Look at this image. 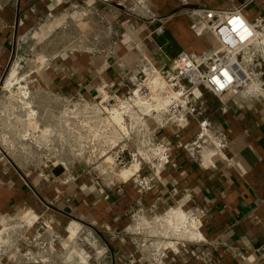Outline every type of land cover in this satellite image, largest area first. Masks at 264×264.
<instances>
[{
    "label": "crops",
    "instance_id": "crops-1",
    "mask_svg": "<svg viewBox=\"0 0 264 264\" xmlns=\"http://www.w3.org/2000/svg\"><path fill=\"white\" fill-rule=\"evenodd\" d=\"M78 1L98 11L108 9L113 15L111 8L120 6L116 0H111V3L108 0ZM130 1L126 0V3ZM263 1H139L141 4L138 8L148 17L156 11L158 18L155 22L148 18L136 21L133 23L136 29L131 30V36H128L133 41L128 43L126 33H121L112 49L104 55L82 52L79 55L82 62H79L77 68L84 74L99 72L104 78H109V82H105L108 86L115 85V90H127L121 77L127 70L134 79L142 61L149 64L147 60H150L155 67H166L163 69L168 72L171 60L178 52H200L212 44L210 37L204 36L207 33L197 34L192 27L194 17L189 15L191 7H233L246 2L243 13L251 18L261 9ZM47 9L42 0H0V75L12 54L15 36L32 26L40 13ZM106 58H113L114 62L110 60L106 63ZM111 78L114 81H110ZM82 83L74 76L63 75L56 79L49 77L44 86L61 95L77 90L87 96L91 89L95 90L92 81ZM217 109L212 119L207 120L226 139L224 146H221L226 154H222V159L218 152H212L217 159L208 160L209 164L191 158L193 148L186 150L184 146L190 144L192 128L197 130L194 124L189 131L185 127L176 130L166 126L164 129H156V134H160L159 140H174L171 139L173 143L168 145L171 152H168V160L160 168V179L152 184L150 191H145L144 196H122L117 188L104 196L88 197L93 203V211L90 213L101 224L95 227L110 229V237L105 243L98 246L93 243L95 250L89 257L85 251L86 242L72 238L78 229L77 223H64L61 214L67 208L76 206L74 212L83 215L88 211L84 203H63L64 197L79 201V198L72 196H33L28 192L29 188L24 186L22 178L12 176L5 160L0 157V232H5L15 248L12 251L14 260L0 255V264H154L151 258L152 246L161 241L146 243L147 239L139 241V236H118L119 217L128 213L131 206H141L135 212L148 218L159 215L153 216L154 212L164 213L170 209H180L187 216L199 214L200 236L196 240L178 241L173 250L167 251L166 257L155 264H264V101L239 94L225 103L220 102ZM186 137L190 140L187 141ZM176 140L177 143L174 142ZM49 200L61 207L57 208L59 212L46 205ZM23 210L26 211L24 214ZM20 213L24 224L15 227L13 236L9 227L4 228L3 225ZM25 219L29 220V224L25 223ZM71 224H75L72 236L69 231ZM66 225L67 236L60 241L53 240L54 234H61L59 228ZM66 228L63 230L66 231ZM43 230L47 235L52 234L46 243L38 240ZM106 247L109 253L105 254L103 249ZM27 251L30 257L26 258ZM87 257L90 263H87Z\"/></svg>",
    "mask_w": 264,
    "mask_h": 264
},
{
    "label": "rangeland",
    "instance_id": "rangeland-1",
    "mask_svg": "<svg viewBox=\"0 0 264 264\" xmlns=\"http://www.w3.org/2000/svg\"><path fill=\"white\" fill-rule=\"evenodd\" d=\"M42 1L48 9L40 13L32 26L15 36L12 54L0 75V157L5 160L12 176L22 178L24 186L29 188L28 192L33 196L39 198L52 195L72 196L79 198V201L64 197L63 203L71 202L74 205L84 203V208L88 211L83 215L74 212L76 206L67 208L64 213L60 212L64 223L68 225L71 221L77 223L78 229L72 238L74 240L80 238L86 242L85 251L89 257L95 250L93 243L97 246L105 243L110 237V229L95 227L101 224L91 215L93 203L88 197L104 196L117 188L120 189L122 196H144L145 191L159 181L160 168L164 165L158 160L164 153H160L153 146L159 142L165 143L166 146L171 145L173 138H162L163 140L159 141L160 134L151 136L150 133L139 130V123L143 120L153 127L155 122H163L167 117L158 107L144 111L143 105L146 109L151 100L162 99L161 96L165 94L156 93L158 92L156 73L150 72L146 79L145 74L138 73V69L148 65L146 61L139 63L134 79L125 68V74L121 77V82L128 87L127 90L132 89L136 83H147L151 79H157L155 82L157 85L146 90L144 94L146 96L144 98L149 102L140 105L135 99L133 105L132 101L126 99L130 93L125 87L123 90H115V85L110 87L105 83L107 80L109 82L107 76L104 78L99 72L91 74L80 72L77 67L82 58L80 60L79 55L85 51L93 55L96 53L104 55L112 49L120 37L119 34L126 33L125 37L131 36L130 31L136 29L133 23L143 18L155 22L158 17L156 11L148 17L138 8L141 4L139 1L143 0H129L128 4L126 0H116L120 6L111 8L114 15L108 9L98 11L93 7H85L78 0ZM204 36H209L212 41L208 33ZM127 39L128 43L133 41L130 37ZM256 53L259 64H248L247 67L257 74L264 70V52ZM246 57L243 54L242 58ZM110 60L114 62L113 58H106V63ZM147 61L154 69H158L150 60ZM154 69L152 71H156ZM63 75L74 76L78 82L82 81V84L92 81L95 90L91 89L87 96L77 90L61 95L44 86L49 77L56 79ZM260 80L264 81V73L259 76L258 81ZM97 81L104 83L99 84ZM110 81L114 79L111 78ZM199 91L201 102L197 101L200 111L197 119H212L218 111L220 101L202 87ZM118 118H121L120 122L116 121ZM193 124L197 126L196 121L186 124V130L189 131ZM191 131L193 132L191 141L187 144L193 147L191 158L206 163L211 159L216 160L215 155L207 156L209 151L214 150V146L206 137L199 138L202 141L208 140L201 144V148L191 145L198 134V129L192 128ZM213 137L218 140L217 137ZM174 142L177 143V140ZM219 148L224 151L221 146ZM169 149L170 147L165 153L167 160L170 155L168 152H171ZM132 165L137 170L127 169ZM120 173L123 176L129 173V176L125 180H118L117 177L123 178ZM140 204L142 205V202ZM46 205L58 212L61 208L53 200H49ZM139 207L141 206H131L128 213L119 217V237L135 235L140 237L139 241L146 238V243L161 241L165 246H173L176 239L188 240L183 234L177 236L175 230L162 222V218L174 209L164 213L154 212L153 216L159 215L148 218L135 212ZM24 212L26 211L23 210L22 214ZM22 214H17L3 225L4 228L9 227L13 236L15 227L24 224L20 219ZM25 223L29 224L27 219ZM66 227L67 225L60 227L61 234H54L53 240L60 241L62 237L67 236ZM51 237L52 234L47 235L43 230L38 240L46 243ZM9 243L13 244L1 230L0 255L5 254L1 250L13 251V245L10 246ZM103 252L109 253V249L106 247ZM88 257L87 263H90Z\"/></svg>",
    "mask_w": 264,
    "mask_h": 264
},
{
    "label": "built area",
    "instance_id": "built-area-1",
    "mask_svg": "<svg viewBox=\"0 0 264 264\" xmlns=\"http://www.w3.org/2000/svg\"><path fill=\"white\" fill-rule=\"evenodd\" d=\"M246 4V2H242L233 7H208L205 5L191 7L189 13L194 17L192 27L197 34L208 33L212 38V44L200 52H178L171 60L168 72L163 68L156 70L149 64L137 70L138 73L145 74L144 79H146L147 74L150 75V72L156 73L159 84L156 93L165 92L161 97L167 102L162 105V108H159L160 112L163 111L167 115L163 122H155V125L151 127L143 120L139 123L140 131L154 136L157 133L156 129H164L169 125L179 130L193 120L197 123L198 134L191 145L201 148V144L208 140L202 141L199 138H205L206 134L202 135V133L209 132L218 138L220 146H222L226 143L224 135L214 128L207 119H197L200 114L197 101L201 102L199 88L202 87L207 90L222 103L238 94L264 101V81H258L264 70L256 74L247 67L248 64L258 65L256 52H264V44L261 43V39H264V1L261 9L251 18H247L243 13ZM258 49L260 50L258 51ZM243 54L250 57V60L243 61ZM152 69L156 71H152ZM237 74L241 75L242 78H237ZM143 83H136L132 89L127 90L130 95H127L126 99L132 101L133 105L135 99L140 102V105H146L149 102L148 99L144 98L146 97L144 96L146 90L142 92ZM138 95L139 97H137ZM143 108L144 111L154 109L149 107L145 109L144 105ZM153 148L164 153L158 158L164 164L168 146L159 142L155 143ZM184 148L190 150L193 147L186 144ZM190 217L198 220L199 214H192ZM3 241L5 242V239ZM178 241L181 239H176L173 246ZM173 246H165L162 242L152 246V262L154 264L159 263L161 258L166 257L167 251L173 250ZM1 251L5 253L4 256L7 259L14 260V255L10 249ZM25 255L26 258L30 257L28 251Z\"/></svg>",
    "mask_w": 264,
    "mask_h": 264
},
{
    "label": "bare ground",
    "instance_id": "bare-ground-1",
    "mask_svg": "<svg viewBox=\"0 0 264 264\" xmlns=\"http://www.w3.org/2000/svg\"><path fill=\"white\" fill-rule=\"evenodd\" d=\"M261 43L264 44V39H261ZM248 58L250 57H246L245 59H243V61H248ZM242 69L244 70V72H246V70L242 67ZM237 78H242L241 75L237 74ZM157 82V79H151L150 81H148L147 83L143 84V88L144 91L145 90H149L150 88L152 89L153 87H155L157 84L155 83ZM159 85V84H158ZM239 95V94H238ZM138 103V102H137ZM166 100L164 98L160 99H156L154 98L153 100H151V102H149V104L146 105V109L149 108H162V105L166 104ZM140 104V103H138ZM28 105V104H27ZM32 115V114H31ZM117 117V116H116ZM115 118V117H114ZM119 120H121V118L116 119V121L118 122ZM120 122V121H119ZM206 136L209 135L210 137L207 138L209 139L210 143L213 144L214 146V150H211L208 152V157H211L213 155H215V153L212 152H218L219 154V158L222 159L224 156L226 155L224 151H222L219 147V142L218 140H216L213 135L209 134V133H205ZM219 143V144H218ZM221 153V154H220ZM223 154V155H222ZM163 159V158H162ZM133 167V168H132ZM137 167V166H136ZM129 171L133 170H137L134 168V165L130 166L127 168ZM126 169L123 171L125 172ZM121 172V173H123ZM137 172V171H136ZM120 173V174H121ZM122 175V174H121ZM129 176V173H126L125 176L122 175L123 178L117 177L118 180H125L126 177ZM28 219H30V217H28ZM33 219V218H31ZM162 222H164L167 226H169L170 228H172L173 230H175V232L178 233L177 236H181L183 234V236L188 239L191 240L193 238H198L200 236V233L198 231V221L194 218H189L183 211H181L180 209H174L171 210L170 213H167L165 215V217L162 218ZM29 220H27L28 223ZM74 225L75 224H71V226L69 227V231L71 236L74 234Z\"/></svg>",
    "mask_w": 264,
    "mask_h": 264
}]
</instances>
